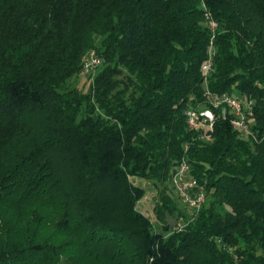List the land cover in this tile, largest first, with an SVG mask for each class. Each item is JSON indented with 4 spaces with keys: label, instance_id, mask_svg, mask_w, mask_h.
Here are the masks:
<instances>
[{
    "label": "trees",
    "instance_id": "trees-1",
    "mask_svg": "<svg viewBox=\"0 0 264 264\" xmlns=\"http://www.w3.org/2000/svg\"><path fill=\"white\" fill-rule=\"evenodd\" d=\"M208 89L254 100L255 138L219 112L212 139L189 127ZM183 159L207 196L190 219ZM233 263L264 264V0H0V264Z\"/></svg>",
    "mask_w": 264,
    "mask_h": 264
},
{
    "label": "built area",
    "instance_id": "built-area-1",
    "mask_svg": "<svg viewBox=\"0 0 264 264\" xmlns=\"http://www.w3.org/2000/svg\"><path fill=\"white\" fill-rule=\"evenodd\" d=\"M209 25L213 31L217 28V22L207 13ZM215 48L211 44L209 48V58L202 67L203 73L207 77L213 67ZM104 60L96 50H91L83 59V72L98 69ZM208 103L198 108H190L187 111V121L191 129L196 132L205 130L202 137L210 140L214 129V123L217 119V112L223 118H229L233 127L244 137L248 139L255 138V135L249 124V117L252 114L254 100L241 98L235 94L216 93L208 89L206 91ZM209 131V132H207ZM172 186L182 201V203L193 214L197 213L204 203L207 196L205 189L200 185L197 178L191 175V166L186 159L175 165L171 175ZM234 264V263H233Z\"/></svg>",
    "mask_w": 264,
    "mask_h": 264
},
{
    "label": "rangeland",
    "instance_id": "rangeland-1",
    "mask_svg": "<svg viewBox=\"0 0 264 264\" xmlns=\"http://www.w3.org/2000/svg\"><path fill=\"white\" fill-rule=\"evenodd\" d=\"M98 70L99 68L89 72L82 71L79 77L73 79L71 82L75 81L81 89L87 91L90 88L94 76L96 75ZM132 179L136 185H142L147 190L146 196L138 204V209L142 211L145 215L150 217L156 224L157 229H160L162 227V224L156 222V216H155V207L158 202L160 188L155 186L152 180L142 179L138 177H133ZM184 211L186 212L185 215L186 218L190 219V217L193 216V212H191L189 209L185 208ZM176 214L172 213L168 215L167 221L170 225H172L173 228L180 227V229H182L186 226V223H184L185 221L182 218H178L179 214L178 215Z\"/></svg>",
    "mask_w": 264,
    "mask_h": 264
}]
</instances>
